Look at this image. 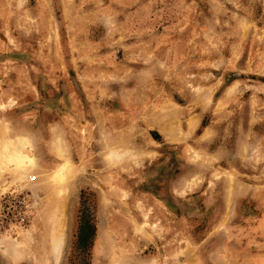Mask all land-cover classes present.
<instances>
[{
    "label": "rangeland",
    "instance_id": "obj_1",
    "mask_svg": "<svg viewBox=\"0 0 264 264\" xmlns=\"http://www.w3.org/2000/svg\"><path fill=\"white\" fill-rule=\"evenodd\" d=\"M0 264H264V0H0Z\"/></svg>",
    "mask_w": 264,
    "mask_h": 264
},
{
    "label": "bare ground",
    "instance_id": "obj_2",
    "mask_svg": "<svg viewBox=\"0 0 264 264\" xmlns=\"http://www.w3.org/2000/svg\"><path fill=\"white\" fill-rule=\"evenodd\" d=\"M61 146V145H60ZM58 147V145H57ZM63 147V146H62ZM59 148V147H58ZM57 154L59 156H63L62 152L59 150L57 152ZM14 158L18 161L19 165L24 164L26 161L31 162L32 159L29 158L27 155H24L23 153H21V151H16L13 154ZM72 167L69 164V161H66L65 164H63L58 171L56 172V178H58L61 182H63L65 180V175L66 174H70ZM67 176V175H66ZM62 187V186H61ZM65 189V188H64ZM57 243V242H56ZM60 243L57 244V246L55 245V250L59 251L60 250Z\"/></svg>",
    "mask_w": 264,
    "mask_h": 264
}]
</instances>
